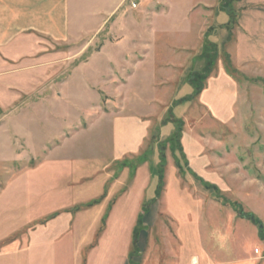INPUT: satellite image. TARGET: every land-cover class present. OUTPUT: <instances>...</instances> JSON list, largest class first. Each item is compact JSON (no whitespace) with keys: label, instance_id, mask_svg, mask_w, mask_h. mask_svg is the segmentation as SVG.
Returning a JSON list of instances; mask_svg holds the SVG:
<instances>
[{"label":"rangeland","instance_id":"obj_1","mask_svg":"<svg viewBox=\"0 0 264 264\" xmlns=\"http://www.w3.org/2000/svg\"><path fill=\"white\" fill-rule=\"evenodd\" d=\"M115 1L70 0L83 38L0 76L2 230L72 208L66 264H126L129 245L137 264H264V0H123L92 35ZM133 116L148 135L116 161Z\"/></svg>","mask_w":264,"mask_h":264},{"label":"crops","instance_id":"obj_2","mask_svg":"<svg viewBox=\"0 0 264 264\" xmlns=\"http://www.w3.org/2000/svg\"><path fill=\"white\" fill-rule=\"evenodd\" d=\"M122 2L123 0H116L114 4L107 6L108 15L97 22L92 35H96L104 27L109 16ZM82 38V31L76 30L70 24V0H0V68L13 66L5 71L1 70L0 76L24 71L27 67L22 64H28V68H31L34 64L27 59L38 56L43 58L40 66L48 65L51 62L48 59L49 50L43 49L42 41L65 44L80 41ZM148 128V123L138 116L120 120L115 125L113 136L115 160L120 161L127 154H138L148 135ZM137 211L139 212L138 209L134 210L133 214L138 217L140 213ZM116 213L117 210L111 216L115 217ZM78 215L74 214L72 208H67L51 217H36L31 223L13 230H2L1 225L6 221L0 222V243L9 242L0 249V264L74 262L79 257L78 250L82 248L80 241L75 242V230L80 227L77 222ZM111 216L101 238L98 237V245L97 242L91 245L95 251L102 247L108 236L110 222L113 221ZM121 229L125 231L124 227ZM134 229L135 225L131 238ZM129 257L130 245L126 253V264H129ZM193 264H198V258L193 259Z\"/></svg>","mask_w":264,"mask_h":264},{"label":"trees","instance_id":"obj_3","mask_svg":"<svg viewBox=\"0 0 264 264\" xmlns=\"http://www.w3.org/2000/svg\"><path fill=\"white\" fill-rule=\"evenodd\" d=\"M226 1H229V0H225V2ZM223 9H225L224 7H223ZM208 43V42H207ZM210 44H207L206 46H205V48H204V55H209V53H208V50H209V48H210V46H209ZM211 49H213V48H211ZM216 49V48H215ZM211 54V53H210ZM208 73H204V74H200V76H201V80L199 81V84H200V86H199V88H197V92L195 93V95H194V97L195 96H197V95H199L201 92H202V90L204 89V87H203V83L205 82V80L208 78ZM195 75H193V76H191L190 77V79H189V82L191 83V84H195V81H194V79H195ZM198 84V85H199ZM196 85V84H195ZM194 97L193 98H191V101L194 99ZM179 103H183V101H180ZM179 103H177L176 105H178ZM172 111V110H171ZM179 124H180V121H177ZM180 128V127H179ZM147 159L146 158H144V159H140V160H138L137 162H136V164H135V167H137V165L138 164H141V163H143V162H145ZM125 165H127V164H124L123 166H125ZM144 215H145V213H143V214H140L139 215V218H138V223L139 224H141L142 223V220H143V217H144ZM239 217L240 218H243V219H247V220H249L250 222H252V223H254V224H259V221H258V219L253 215V214H247V213H244V212H242V213H239ZM261 234H263V231H261ZM138 235H139V227H138V225L135 227V229H134V232H133V241H132V245H135V247H136V250H137V255H138V253L141 255V251L139 250V248H138ZM134 256H136V255H134V254H132V253H130V257H129V264H137L134 260H133V257Z\"/></svg>","mask_w":264,"mask_h":264},{"label":"built area","instance_id":"obj_4","mask_svg":"<svg viewBox=\"0 0 264 264\" xmlns=\"http://www.w3.org/2000/svg\"><path fill=\"white\" fill-rule=\"evenodd\" d=\"M134 7H135V5H134ZM256 253H259V251H258V250H256Z\"/></svg>","mask_w":264,"mask_h":264},{"label":"water","instance_id":"obj_5","mask_svg":"<svg viewBox=\"0 0 264 264\" xmlns=\"http://www.w3.org/2000/svg\"><path fill=\"white\" fill-rule=\"evenodd\" d=\"M261 230H262V226H261Z\"/></svg>","mask_w":264,"mask_h":264}]
</instances>
